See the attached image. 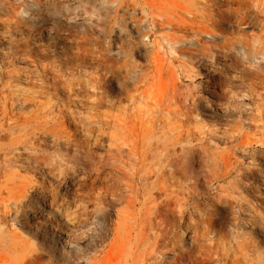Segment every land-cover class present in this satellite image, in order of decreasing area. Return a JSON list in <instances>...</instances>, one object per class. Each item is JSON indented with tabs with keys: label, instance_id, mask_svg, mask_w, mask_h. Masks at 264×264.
<instances>
[{
	"label": "rangeland",
	"instance_id": "obj_1",
	"mask_svg": "<svg viewBox=\"0 0 264 264\" xmlns=\"http://www.w3.org/2000/svg\"><path fill=\"white\" fill-rule=\"evenodd\" d=\"M96 1L53 22L19 14L20 32H6L16 18L10 8L0 12V263L27 256L36 264H134L139 240L147 238L146 192L159 187L162 194L153 196L160 204L170 195L198 204L192 222L214 232L208 236L216 260L206 264H264V0H145L154 11L192 20L214 46L164 62L162 77L150 63L151 41L168 27L141 37L130 23L113 24L112 11ZM118 13L127 20L133 11L122 4ZM82 33L92 54L80 58L74 38ZM9 38L28 41L30 51L14 54ZM95 42L108 62L95 58ZM44 46L46 57L38 54ZM170 74L176 88L168 106L163 87ZM66 83L84 89L79 102H70ZM49 104L53 112L46 114ZM119 108L127 114L118 117ZM114 145L134 146V167L125 164L115 178L108 155ZM183 242L174 253L199 260L198 247L186 235Z\"/></svg>",
	"mask_w": 264,
	"mask_h": 264
},
{
	"label": "bare ground",
	"instance_id": "obj_2",
	"mask_svg": "<svg viewBox=\"0 0 264 264\" xmlns=\"http://www.w3.org/2000/svg\"><path fill=\"white\" fill-rule=\"evenodd\" d=\"M90 1L92 0H12L11 2L12 4L8 7V4L5 2V0H0V12L4 13L5 9L10 8L11 10L10 12L12 13V16L16 19L14 21H11L12 19L8 17L10 20H9V23L6 24V32L11 33L15 30L17 32H20L22 30L20 28L21 26L20 24L23 19L25 20V18H22L23 16L19 17V14L20 15L28 14V15L40 17L41 21L45 23L48 21L53 22L56 20L55 17L57 15L59 16L60 14H62V11H65L66 9H70L71 7H73V9L81 8L83 4H87ZM96 2L103 5L106 9L112 11L111 20L113 24H117L118 22H120L122 24L128 25L130 23L131 25H134L136 27V30L138 31H135V32L141 35V37H148L150 35H153L155 33L156 28H162V26L164 25L168 27V30L162 33L158 39H156L155 37V39L151 41V45L153 46L155 50L152 52V55L150 56V63L152 64L155 75H157L158 77H162L163 74L166 73L162 65L164 62L166 63L168 62L169 64V62L173 60L178 61L180 58L184 59L186 57H190V55H196V56L204 55L207 52H211L212 48H214V46L211 43L208 44L206 40H202L201 35H204L205 37H210L211 36L210 33L200 27L190 26V24H192L191 22L192 20L186 21L185 18L183 19L184 16L183 17L177 16L174 13H172L173 11L171 12L170 10H169L170 13L168 14L159 12V10L154 11L153 10L154 6H152L151 3L148 4V2H146L145 0H97ZM122 4L127 5V8L130 7L133 11V14H131V16H129L127 20L124 19L122 15L118 13ZM154 8H157V7H154ZM137 12H141L143 17L141 15L139 19H136L135 15ZM165 12H168V11H165ZM143 22L144 24H147V27H148V29L145 32H142L141 31L142 29H140ZM56 27H61V25L56 24ZM34 29L35 27H33V29L31 30H26L27 32L26 35L32 36L33 35L32 32ZM110 30H113V27L110 26ZM87 35L88 34L82 33L80 36L74 38L75 44H76L74 48L76 57H80V58L88 57L92 54L91 48L88 46L89 38ZM8 42H9V45L12 46L14 54L24 55L26 52L30 51L28 48V41L18 42V40H12L11 38H9ZM185 42H188V45L184 44ZM111 45H115V42L113 40L111 41ZM95 47H96V51L94 52L96 53L95 58L98 60L108 62L109 59L105 58V54L102 52L103 50L100 49V47L98 48V46L96 45V42H95ZM159 48L162 49L166 55L169 54V57H167V59L160 58L159 55L160 54L164 55V52L159 54L158 52ZM38 52H39L38 53L39 55L45 56V57L49 53L47 50V47L45 46ZM50 65L51 66L53 65V67L55 66L57 67L58 64L55 63V60H52L50 62ZM202 66L205 67V64L202 63ZM155 75L153 74V76L152 75L151 76L156 77ZM167 78H168L167 84L164 83V85L166 86L163 87V91L168 96L165 99V102H168L167 105L170 106L171 100L174 98L173 94L175 92L174 88H176L175 87L176 85L173 80L174 77H172L171 74ZM92 81L96 84H100L99 82L100 79L96 77L91 78V82ZM66 84H67V87H69V91L72 96L70 102L72 103L79 102L78 95H80V93H84V89L81 86L75 89L72 87L71 83H66ZM156 98L159 99V97H156ZM154 101H156V99ZM60 103L61 102L59 100H57L54 103L55 105H57L58 110H60ZM99 103H100V100L96 99L95 104L97 105ZM40 105L41 107L43 106V104H40ZM52 108H53V104H49L48 108L45 110V113L46 114L52 113L53 112ZM119 110L120 111L117 112L118 117L125 116L127 114L125 109L119 108ZM165 111L166 113L170 112L168 110H165ZM117 121L118 122L120 121L122 123L124 119L123 117H121ZM121 129L123 128L121 127ZM243 135H245V133ZM111 136L112 135H110V138H112V141H115V136L114 137H111ZM245 136H244V139L246 138ZM244 143H246V141ZM246 144H249V143L247 142ZM237 146L242 147L244 146V144L241 140H239L237 142ZM114 148L115 149L108 150V155H109V160H110V166L114 172V173H111L110 177L115 178V173H119L121 168L125 167L124 166L125 164L130 165V167L132 164H134L131 158V156H133L134 154L133 151L131 152L134 146L127 150H122V149L120 150L115 145H114ZM221 162L224 164V166L223 164L221 165L224 168V170L227 169V167L232 166L231 161L229 159L225 158V160H222ZM239 171L237 172L234 182L240 185V183L244 181L243 179L245 178L243 177V173ZM130 173H133V171ZM234 173L236 172L234 171ZM226 174H230V172L228 171L223 172V175H226ZM123 185L127 186L130 189V193L127 195V197L128 198L134 197L136 193L132 191L131 187L127 183H124ZM159 189L161 188L158 187V189L155 192H151V191L146 192V195H148L149 197L147 198L145 197L146 199H144V201H147L149 205L147 204L148 205L147 212L144 215L142 222L144 223L143 225L144 231L145 230L147 231L146 233L147 238L144 239L143 237L141 241L139 240V244L137 247L141 246L140 250L142 251L138 254L137 261L134 264H150L149 261L152 264H206L209 261L214 262V260L216 259L213 257V253L211 252L212 245H211V242H209L210 234L214 233L211 226L209 224H206L205 227H201V230L198 231L197 228L199 225L196 222H192V217L197 216L198 212H200V209L198 210V204H194L195 200H193V204L187 205L188 201L186 199H188L189 197L185 198L181 196L180 198H177L176 196L174 197V195L173 197L170 195L171 197L170 198L167 195L168 197H166V200L163 199L165 201L162 200L163 203L160 204L159 201L157 202L155 201V198H154L155 196H153V195H157V191H159ZM162 190L164 189L162 188L161 192L159 191V194L160 193L162 194ZM186 195H188V193ZM156 198L158 199L157 196ZM206 216L205 218H202L203 219V221L201 222L202 225H204L205 220H207L208 216L207 217ZM93 223L95 224V227H96V224L99 222L95 221ZM32 225L35 227H38V221L36 219L32 220ZM51 225L52 224H50V226ZM97 227H99L98 224H97ZM76 231H75V235L74 234L73 235L75 237H79V235L82 233H80L81 231L79 233L78 232L76 233ZM185 235L188 236V238L191 240L192 246L195 245L198 247L197 253L200 256V259L199 260L194 259L195 262L190 261L188 257H182L174 253L176 243L177 244L184 243L183 236ZM5 258L6 257H3V260ZM104 261H106V258ZM185 261H187V263H185ZM0 264H36V263L33 260H30L27 256H22V257H19L17 260L12 261L10 263H0Z\"/></svg>",
	"mask_w": 264,
	"mask_h": 264
}]
</instances>
